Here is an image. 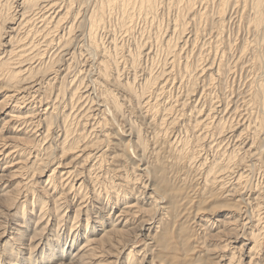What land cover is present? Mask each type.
<instances>
[{"label":"rangeland","instance_id":"rangeland-1","mask_svg":"<svg viewBox=\"0 0 264 264\" xmlns=\"http://www.w3.org/2000/svg\"><path fill=\"white\" fill-rule=\"evenodd\" d=\"M20 1L0 0V52ZM85 1L42 11L31 28L40 39L21 52L33 58L23 85L0 76V264H264V105L254 92L264 29L252 26L254 0H155L141 15L112 3L94 31L89 10L101 0Z\"/></svg>","mask_w":264,"mask_h":264},{"label":"bare ground","instance_id":"bare-ground-1","mask_svg":"<svg viewBox=\"0 0 264 264\" xmlns=\"http://www.w3.org/2000/svg\"><path fill=\"white\" fill-rule=\"evenodd\" d=\"M62 1V0H61ZM65 1V0H64ZM83 1H85V0H83ZM100 1V0H99ZM263 0H254V7H255V9H254V11H253V13H254V17H252L253 18V25L252 26H254V28H256L257 30H262V29H264V9H263V11L262 12H259V7H260V3L262 2ZM44 2H46V3H44ZM68 2V1H67ZM70 2H71V0H70ZM69 2V3H70ZM86 2V1H85ZM101 3V5H98L99 7L98 8H96V9H93V8H91L90 6V8L91 9H93V11L90 9H88L89 11H91V13H89L90 15H91V20L89 19V17H87V19L88 20H90V28L89 29H91L92 31H94V30H97L98 28H100V27H102V25L103 24H105V22H104V20L102 19V16L101 15H103L102 13H103V10L105 9V12H107L106 11V8H108V9H110L111 7H112V5L113 4H115V5H117V4H119V5H121L122 6V8L126 11V8H131L130 10H132L133 8H134V6H139V11L140 10H145L147 7H151V8H153L154 7V2H155V0H101L100 1ZM57 3H58V0H21L20 2H19V10H18V12H19V14H18V16L16 17V19H15V17H14V21H12V22H10V24H11V26H9L8 27V29L10 30V32L11 33H13V35H15V36H11V35H9L8 36V38H7V40L6 41H4V42H7V45H8V47H9V49H1L2 50V52H0V76H2V73H6V77H8V83L10 84V85H12V87H13V85H18V82H21V81H23V78H25V77H21V78H18L17 76L19 75V73L20 72H24V71H26V70H32L29 66L30 65H28L29 63L26 61V60H33V58L31 59L30 57H26V56H23V57H26L27 59H25V58H23L22 57V51L25 49V51H26V48H28V46H31V45H33V44H31L32 43V41H30V38H33L34 37V35H36V34H38V32H35V31H33L31 28L33 27V25L35 26V24L34 23H39L40 21H43L44 20V17H45V19H46V16L44 15V13H46V11L49 9V8H55V6H58L57 5ZM62 3V2H61ZM113 3V4H112ZM137 3H139L138 5H136ZM252 3V2H251ZM93 4V3H92ZM111 4V5H110ZM61 5V4H60ZM71 5V4H70ZM18 6V5H17ZM82 6V5H81ZM85 6H87V5H85ZM96 6H97V4H96ZM110 6V7H109ZM251 6V5H250ZM79 7V6H78ZM242 7V6H241ZM80 8V7H79ZM78 8V9H79ZM85 8V7H84ZM249 8H252V7H249ZM67 9H69V7L67 8ZM87 9V8H86ZM107 9V10H108ZM113 9V8H112ZM51 10V9H50ZM49 10V11H50ZM56 10V9H55ZM55 10H54V13H55ZM60 10V9H59ZM143 10H142V12H143ZM44 13H43V12ZM64 11V10H63ZM81 11V10H80ZM88 11V12H89ZM110 11V10H109ZM109 11H108V13L106 14L105 12V16L103 15V17H105V19H106V17H107V15H109ZM112 11V10H111ZM145 11H147V10H145ZM43 14H42V13ZM53 12V11H52ZM64 12H66L67 13V10L66 11H64ZM74 12V11H73ZM57 13V12H56ZM125 13V12H124ZM144 13V12H143ZM50 14V13H49ZM63 14V13H62ZM78 14V13H77ZM144 14H147V13H144ZM47 15V14H46ZM54 15V14H53ZM57 15V14H56ZM65 15H69V13L68 14H65ZM90 15H88V16H90ZM139 15H141V11L139 12ZM232 15V14H231ZM16 16V15H15ZM52 16V15H51ZM51 16H49L50 17V19H52V17ZM245 16H248V15H245ZM56 17V16H55ZM58 17V16H57ZM63 17V16H62ZM62 17H60V18H62ZM139 17V16H138ZM200 17V16H199ZM205 17V16H204ZM48 18V17H47ZM83 18V17H82ZM168 18V17H167ZM176 18V17H175ZM49 19V18H48ZM63 19V18H62ZM74 19H75V17H74ZM162 19V18H161ZM196 19V18H195ZM201 19V18H200ZM57 20H58V18H57ZM60 20V19H59ZM103 20V21H102ZM174 20V19H173ZM197 20V19H196ZM202 20V19H201ZM206 20V19H205ZM244 20V19H243ZM75 21V20H74ZM160 21V20H159ZM162 21V20H161ZM226 21V20H225ZM246 21V20H245ZM248 21V20H247ZM54 22H56V23H58L59 24V22L58 21H56V19L54 20ZM61 22V21H60ZM83 22V21H82ZM81 22V23H82ZM104 22V23H103ZM146 22V21H145ZM172 22V21H171ZM199 22H200V20H199ZM202 22V21H201ZM204 22H206V21H204ZM43 23V22H42ZM47 22H45L44 24H46ZM56 23L55 24H53V25H55L56 26ZM87 23V22H86ZM155 23V22H154ZM207 23V22H206ZM212 23V22H211ZM210 23V24H211ZM232 23V22H231ZM44 24H42V26H44ZM73 24V23H72ZM89 24V22L87 23V25ZM107 24V23H106ZM173 24V23H172ZM188 24V23H187ZM39 25V24H38ZM37 25V26H38ZM48 24H46V26H47ZM62 25V24H61ZM174 25H175V23H174ZM201 25V24H200ZM221 25V24H220ZM223 25V24H222ZM42 26H41V28H42ZM46 26H44V27H46ZM52 26V25H51ZM68 26V25H67ZM89 26V25H88ZM88 26H87V28H88ZM157 26V25H156ZM159 26H160V24H159ZM203 26V25H202ZM209 26V25H208ZM36 27V26H35ZM57 27V26H56ZM72 27V26H71ZM104 27V26H103ZM176 27V26H175ZM201 27V26H200ZM205 27V26H204ZM231 27V26H230ZM233 27V26H232ZM245 27H246V25H245ZM52 28H53V26H52ZM86 28V30H88ZM133 28V27H132ZM174 28V27H173ZM187 28V27H186ZM194 28V27H193ZM253 28V29H254ZM7 29V30H8ZM43 29V28H42ZM54 29H56L55 27H54ZM59 29H60V27H59ZM72 29V28H71ZM70 29V30H71ZM74 29V28H73ZM73 29H72V31H73ZM76 29L78 30V28L76 27ZM106 29V28H105ZM158 29V28H157ZM167 29V28H166ZM175 29V28H174ZM179 29V28H178ZM8 30V31H9ZM36 30V29H35ZM47 30H48V28H47ZM49 30H50V33H51V28L49 27ZM62 30V29H61ZM67 30V29H66ZM65 30V31H66ZM91 30H89V31H91ZM134 30V29H133ZM185 30V29H184ZM243 30V29H242ZM38 31V30H37ZM42 31V30H41ZM46 31V30H45ZM58 31V30H57ZM69 31V30H68ZM91 31V32H92ZM100 31V30H99ZM179 30H177V32H178ZM192 31V30H191ZM256 31V30H255ZM40 32V31H39ZM47 32V31H46ZM104 32V31H103ZM136 32V31H135ZM165 32V31H164ZM173 32V31H172ZM180 32V31H179ZM182 33H183V28H182V31H181ZM236 32V31H235ZM259 32V31H258ZM261 32V31H260ZM35 33V34H34ZM42 33V32H41ZM43 33H45V32H43ZM50 33H46V35H48V34H50ZM55 33V32H54ZM68 33V32H67ZM70 33V32H69ZM181 33V34H182ZM250 33V32H249ZM3 34V33H2ZM21 34V35H20ZM52 34H53V31H52ZM62 34H64V33H62ZM87 34V31H86V33H85V35ZM90 35H92L93 34V32L92 33H89ZM159 34V33H158ZM190 34H192V33H190ZM254 34V33H253ZM256 34V33H255ZM16 35H20V37H18V38H16ZM39 35V34H38ZM59 35H61V31H60V34ZM88 35V34H87ZM163 35V34H162ZM242 35V34H241ZM264 35V34H263ZM262 34H261V36H263ZM33 36V37H32ZM37 36V35H36ZM40 36H41V34H40ZM43 36V35H42ZM44 36H45V34H44ZM50 36H52V35H50ZM89 36V35H88ZM87 36V37H88ZM95 36V35H94ZM171 36V35H170ZM258 36H260V35H258ZM22 37V38H21ZM38 37V36H37ZM46 37V36H45ZM56 37V36H55ZM61 37H62V35H61ZM65 37V36H64ZM90 37V36H89ZM89 37L87 38L88 40H89ZM151 37V36H150ZM161 37V36H160ZM178 37V36H177ZM257 37V36H256ZM39 38V37H38ZM44 38V37H43ZM6 39V38H5ZM35 39H36V37H35ZM40 39V38H39ZM44 39H46V38H44ZM43 39V40H44ZM56 39V38H55ZM65 39V38H64ZM64 39H63V41H64ZM68 38L66 37V40H67ZM91 39V38H90ZM141 39H142V37H141ZM150 39V38H149ZM158 39H160V38H158ZM209 39V38H208ZM231 39V38H230ZM261 39V38H260ZM21 40H24V42H22ZM38 40V39H37ZM52 40V39H51ZM59 39H56V40H54V41H58ZM61 41H62V39H60ZM65 40V41H66ZM148 40V39H147ZM178 40V39H177ZM45 41V40H44ZM50 41V40H49ZM48 41V42H49ZM53 41V42H54ZM69 41H70V38H69ZM73 41V40H72ZM110 41V40H109ZM150 41V40H149ZM230 41V40H229ZM235 41V40H234ZM4 42H3V44H4ZM20 42H22V44L20 43ZM67 42H68V40H67ZM148 42V41H147ZM154 42V41H153ZM263 42V41H262ZM25 44H28L27 46H26V48L24 47V49H23V46L25 45ZM29 44H31V45H29ZM58 44H59V42H58ZM61 44H62V42H61ZM60 44V45H61ZM68 44H69V42H68ZM109 44H110V42H109ZM114 44H115V42H114ZM1 45V44H0ZM40 45H42V44H40ZM39 45V47H41ZM47 45V44H46ZM57 44H55V46H56ZM62 45H65V42H64V44H62ZM194 45V44H193ZM244 45V44H243ZM261 45V44H260ZM4 46V45H3ZM36 46V45H35ZM44 46V48H45V44L43 45ZM50 46H51V42H50ZM54 46V47H55ZM185 46V45H184ZM47 47H48V45H47ZM57 47V46H56ZM60 47V46H59ZM62 47H64V46H61L60 48L62 49ZM43 48V47H42ZM195 48V47H194ZM229 48V47H228ZM261 48H264V47H262L261 46ZM260 48V49H261ZM36 49V48H35ZM116 49V48H115ZM258 49H259V47H258ZM259 49V50H260ZM29 50H31V48L29 49ZM33 50H34V48H33ZM39 50V49H38ZM40 50H41V48H40ZM44 49H42V51H43ZM183 50V49H182ZM258 50V53L259 54H261L262 55V57L260 58L261 59V63H260V69H262L263 71H264V49H262L261 51H259ZM37 50H35V52H36ZM46 51V50H45ZM74 51V50H73ZM191 51V50H190ZM27 52H29L28 50H27ZM24 53V55L26 54H28V53ZM31 52V51H30ZM29 52V53H30ZM34 52V51H33ZM262 52V53H261ZM5 53V54H4ZM42 53V52H41ZM40 52L38 53V54H41ZM105 53V52H104ZM200 53V52H199ZM237 53H239V52H237ZM245 53V52H244ZM3 54V55H2ZM33 55H34V53H32ZM56 54V53H55ZM80 54V53H79ZM78 54V55H79ZM129 54V53H128ZM127 54V55H128ZM191 54V53H190ZM219 54V53H218ZM2 55V56H1ZM29 55V54H28ZM32 55V57H34ZM42 55H44V51H43V53H42ZM59 55V54H58ZM220 55V54H219ZM232 55V54H231ZM30 56H31V54H30ZM260 56V55H259ZM3 57V58H2ZM215 57V56H214ZM232 57V56H231ZM30 58V59H29ZM60 58V57H59ZM86 58V57H85ZM128 58H129V56H128ZM237 58V57H236ZM235 58V59H236ZM4 59V60H3ZM35 59V58H34ZM122 59V58H121ZM172 59V58H171ZM184 59H186V58H184ZM84 60V59H83ZM129 60V59H128ZM59 61V60H58ZM127 61V60H126ZM35 62H37V60L35 61ZM49 62V61H48ZM199 62V61H198ZM213 62V61H212ZM228 62V61H227ZM22 63H26V64H23L22 65ZM28 63V64H27ZM40 63V62H39ZM52 63V62H51ZM58 63V62H57ZM100 63V65H99V67H100V73H102V74H104L102 71H104V68H103V66L101 67V63H103L102 61H100L99 62ZM128 64V63H127ZM228 64V63H227ZM26 65H28V66H26ZM56 65V64H55ZM71 65V64H70ZM212 65V64H211ZM26 66V67H25ZM69 66V65H68ZM25 67V68H24ZM32 67V66H31ZM173 67V66H172ZM30 68V69H29ZM67 68V67H66ZM89 68V67H88ZM134 68V67H133ZM141 68V67H140ZM259 68V67H258ZM48 70V69H47ZM46 70V71H47ZM169 70V69H168ZM61 71V70H60ZM130 71V70H129ZM136 71V70H135ZM142 71V70H141ZM170 71V70H169ZM35 72V71H34ZM38 72V71H37ZM167 72V71H166ZM165 72V73H166ZM239 72V71H238ZM25 73V72H24ZM27 73V72H26ZM77 73V72H76ZM134 73V72H133ZM245 73V72H244ZM256 73V72H255ZM22 74V73H21ZM28 74H30V73H28ZM35 73H33V75H34ZM40 74V73H39ZM5 75V74H4ZM23 75V74H22ZM26 75V74H25ZM96 75V74H95ZM100 75V74H99ZM164 75V74H163ZM211 75V74H210ZM251 75V74H250ZM24 76V75H23ZM162 76V75H161ZM212 76V75H211ZM210 76V77H211ZM255 76V75H254ZM259 76V75H258ZM263 76V75H262ZM20 77V76H19ZM32 77V76H31ZM34 77V76H33ZM86 77V76H85ZM243 77H245V76H243ZM1 78V77H0ZM18 78V79H17ZM30 78V77H29ZM133 78V77H132ZM157 78V77H156ZM158 78H160V77H158ZM83 79H85V78H83ZM168 79V78H167ZM212 79V78H211ZM245 79V78H244ZM21 80V81H20ZM36 80V79H35ZM40 80V79H39ZM171 80V79H170ZM239 80V79H238ZM259 80H261V81H259L257 84H254V85H256V87H255V94L258 96V97H260L262 100H261V102H262V105H264V77L262 78V79H259ZM27 81V80H26ZM245 81V80H244ZM250 81V80H249ZM258 80H256V82H257ZM29 83H26L27 85H26V87L27 86H29V90L30 91H33L34 92V89H35V87H36V85L37 84H39L37 81L35 82L34 81V79H29V81H28ZM35 82V83H34ZM68 82V81H67ZM188 82V81H187ZM255 82V83H256ZM22 83V82H21ZM45 83V82H44ZM134 83H136V82H134ZM21 85V84H20ZM22 85H23V83H22ZM252 85V84H251ZM87 86V85H86ZM8 87V86H7ZM14 87H16V86H14ZM18 87L19 86H17L16 88H17V90H19L18 89ZM23 87L24 86H22V88L21 89H23ZM25 87V88H26ZM40 87V86H39ZM15 88V89H16ZM34 88V89H33ZM178 88V87H177ZM188 88V87H187ZM62 89V88H61ZM160 89V88H159ZM238 90V89H237ZM76 91V90H75ZM175 91V90H174ZM193 91V90H192ZM17 93H18V91H16ZM89 92H91V91H89ZM186 92V91H185ZM232 92V91H231ZM230 92V93H231ZM171 93V92H170ZM237 93V92H236ZM253 93V92H252ZM15 94V93H14ZM129 95H130V93H128ZM144 94V93H143ZM142 94V95H143ZM190 94V93H189ZM251 94V93H250ZM11 95V94H10ZM9 95V96H10ZM123 95V94H122ZM126 95H127V93H126ZM141 95V96H142ZM192 95V94H191ZM232 95V94H231ZM8 96V95H7ZM9 96H8V98H9ZM30 96V95H29ZM34 95H31V99H32V97H33ZM57 96H58V94H57ZM131 96V95H130ZM189 96V95H188ZM213 96V95H212ZM216 96V95H215ZM244 96V95H243ZM246 96V95H245ZM6 97V96H5ZM20 97V96H19ZM27 97V96H26ZM59 97V96H58ZM88 97V96H87ZM132 97V96H131ZM251 97H252V94H251ZM23 98L24 97H20V99H22V101L24 102V104H25V102H27V100L25 101V100H23ZM28 98V97H27ZM92 98V97H91ZM127 98H130V97H127ZM211 98V97H210ZM214 98V97H213ZM237 98V97H236ZM15 99V98H14ZM37 99V98H36ZM93 99V98H92ZM117 99H118V97H117ZM117 99L115 98V101H117ZM142 99V98H141ZM141 99L140 98H138L137 99V101H136V103H135V106L138 108V109H142V105H140V102H142L141 101ZM147 99V98H146ZM149 99V98H148ZM129 100V99H128ZM21 101V100H20ZM38 101V100H37ZM59 101V100H58ZM147 101V100H146ZM156 101V100H155ZM212 101V100H211ZM19 102V101H18ZM31 102V100H29V103ZM144 102V101H143ZM217 102V101H216ZM229 102V101H228ZM237 102V101H236ZM243 102V101H242ZM28 103V102H27ZM37 103H39V102H37ZM174 104V103H173ZM206 104V103H205ZM33 105V104H32ZM49 105V104H48ZM52 105V104H51ZM91 105V104H90ZM154 106H155V102H154V104H153ZM228 105V104H227ZM12 106V105H11ZM118 106H121V105H118ZM201 106V105H200ZM226 106V105H225ZM247 106V105H246ZM5 107V106H4ZM15 108H16V106H14ZM18 108L20 107L19 105L17 106ZM22 107V106H21ZM171 107V106H170ZM233 107V106H232ZM34 108V107H33ZM74 108V107H73ZM156 108V107H155ZM203 108V107H202ZM226 108V107H225ZM31 109V108H30ZM150 109V108H149ZM165 109V108H164ZM170 109V108H169ZM233 109V108H232ZM239 109V108H238ZM256 109V108H255ZM72 110V109H71ZM178 110V109H177ZM187 110V109H186ZM195 110V109H194ZM33 111V110H32ZM48 111V110H47ZM52 111V110H51ZM50 111V112H51ZM53 112V111H52ZM51 112V113H52ZM147 112V111H146ZM145 112V113H146ZM166 112V111H165ZM200 112V111H199ZM214 112V111H213ZM245 112V111H244ZM35 113V112H34ZM45 113V112H44ZM54 113V112H53ZM56 113V112H55ZM149 113V112H148ZM180 113V112H179ZM247 113V112H246ZM13 114V113H12ZM188 114V113H187ZM190 114V113H189ZM208 114V113H207ZM242 114V113H241ZM248 114V113H247ZM24 115H27V114H24ZM36 115H38L37 114V112H36ZM49 115V114H48ZM69 115V114H68ZM165 115V114H164ZM186 115V114H185ZM199 115V114H198ZM215 115V114H214ZM214 115H212V116H214ZM49 116H52L51 114L49 115ZM58 116V115H57ZM88 116V115H87ZM240 116V115H239ZM11 117V116H10ZM17 117V116H16ZM16 117H15V119H16ZM20 117H21V115H20ZM19 117V118H20ZM32 117H33V115H32ZM31 117V118H32ZM39 117V116H38ZM163 117V116H162ZM25 118V117H24ZM28 118V117H27ZM35 118V117H34ZM152 118V117H151ZM164 118V117H163ZM162 118V119H163ZM201 119V118H200ZM246 119V118H245ZM24 120V119H23ZM35 120V119H34ZM251 120V119H250ZM164 121H165V119H164ZM177 121H178V119H177ZM213 121V120H212ZM249 121V120H248ZM40 122V121H39ZM99 122V121H98ZM203 123V122H202ZM53 124V123H52ZM159 124H160V122H159ZM163 124V123H162ZM193 124V123H192ZM247 124V123H246ZM35 125V124H34ZM51 125V124H50ZM99 125V124H98ZM166 125V124H165ZM195 125V124H194ZM192 126V125H191ZM204 126V125H203ZM35 127V126H34ZM188 127V126H187ZM186 127V128H187ZM130 128H132V127H130ZM147 128V127H146ZM203 128V127H202ZM42 129V128H41ZM132 129H134V128H132ZM58 130H60V129H58ZM129 130H131V129H129ZM193 130V129H192ZM134 131V130H133ZM45 132V131H44ZM45 133H47V131L45 132ZM157 133V132H156ZM175 134V133H174ZM38 135V134H37ZM154 135V134H153ZM185 135V134H184ZM106 136V135H105ZM1 137V136H0ZM45 137V136H44ZM53 137V136H52ZM102 137V136H101ZM155 138V137H154ZM227 138V137H226ZM7 139V138H6ZM175 139V138H174ZM202 139V138H201ZM1 140V139H0ZM99 140V139H98ZM138 141H139V139H137ZM9 141H11V140H9ZM102 141V140H101ZM230 141V140H229ZM4 142V141H3ZM14 142V141H13ZM238 142V141H237ZM253 142V141H252ZM221 143V142H220ZM51 145V144H50ZM49 145V146H50ZM11 146V145H10ZM2 147H4V146H2ZM2 147H0V148H2ZM8 147V146H7ZM5 148V147H4ZM3 148V149H4ZM53 149V148H52ZM240 149V148H239ZM255 149V148H254ZM245 150H247V149H245ZM257 150V149H256ZM1 151V150H0ZM250 151V150H249ZM2 152V151H1ZM0 152V153H1ZM8 153V152H7ZM6 153V154H7ZM11 153V152H10ZM10 153H9V155H10ZM5 154V155H6ZM85 155H87V154H85ZM145 154H144V152L143 151H141L140 152V154H139V156L141 157V158H143V156H144ZM253 155H256V154H253ZM88 156V155H87ZM88 158V157H87ZM27 159V158H26ZM29 159V158H28ZM147 159V158H146ZM249 159V158H248ZM227 160V159H226ZM245 160V159H244ZM86 161V160H85ZM232 161V160H231ZM248 161H250V160H248ZM260 161H261V159H260ZM28 162H30V161H28ZM43 162V161H42ZM70 162V161H69ZM244 162V161H243ZM10 163V162H9ZM73 163V162H72ZM87 163V162H86ZM203 163V162H202ZM226 162L224 161V164H225ZM237 163V162H236ZM253 163V162H252ZM5 164V163H4ZM68 164H70V163H68ZM95 164V163H94ZM216 164V163H215ZM88 165V164H87ZM227 165V167H228V165L230 166L231 164H225V166ZM45 166V165H44ZM77 166V165H76ZM100 166V165H99ZM225 166H224V168H225ZM6 167V166H5ZM8 167V166H7ZM43 167V166H42ZM56 167V166H55ZM69 167V166H68ZM6 169V168H5ZM22 169V168H21ZM234 169V168H233ZM40 170H42V169H40ZM75 170V169H74ZM134 170V169H133ZM213 169L212 168H210L208 171L210 172V171H212ZM221 170V169H220ZM219 170V171H220ZM226 170V169H225ZM229 170V169H228ZM227 170V171H228ZM222 171H223V169H222ZM222 171H220V172H222ZM229 171H231V168H230V170ZM236 171V170H235ZM60 172V171H59ZM64 172V171H63ZM215 172V171H214ZM217 173H218V171H216ZM225 172V171H224ZM8 173V172H7ZM70 173V172H69ZM26 174V173H25ZM60 174L61 173H59V176H60ZM227 174V173H226ZM225 174V175H226ZM51 174L49 173V175H48V177L50 176ZM62 175V174H61ZM80 175V174H79ZM216 175V174H215ZM218 175V174H217ZM224 175V176H225ZM10 176V175H9ZM219 176V175H218ZM223 176V177H224ZM227 176V175H226ZM251 176V175H250ZM19 177V176H18ZM63 177V176H62ZM82 177V176H81ZM205 177H207V176H205ZM211 177V176H210ZM214 177V176H213ZM228 177V176H227ZM239 177V176H238ZM262 177V176H261ZM5 178V177H4ZM10 178V177H9ZM136 178V177H135ZM208 179H209V177H207ZM219 178V177H218ZM1 179H2V177H1ZM221 179V178H220ZM238 179H240V178H238ZM3 180V179H2ZM27 180V179H26ZM223 180V179H222ZM232 180V179H231ZM249 180V179H248ZM47 181V180H46ZM68 181V180H67ZM237 181H239V180H237ZM11 182V181H10ZM206 182H208V181H206ZM240 182V181H239ZM239 182H237V183H239ZM257 182V181H256ZM260 182V181H259ZM25 183V182H24ZM27 183V182H26ZM61 183V182H60ZM63 183V182H62ZM17 184H18V182H17ZM23 184V183H22ZM222 184V183H221ZM225 184V183H224ZM223 184V185H224ZM24 185V184H23ZM29 185V181H28V183H27V185L26 186H28ZM114 185V184H113ZM235 185V184H234ZM238 185V184H237ZM262 185V184H261ZM240 186V185H239ZM12 187H14V186H12ZM238 187V186H237ZM233 188L235 189V186H233ZM239 188V187H238ZM18 189V188H17ZM19 190V189H18ZM26 190V189H25ZM230 190V189H229ZM228 191V190H227ZM245 191V190H244ZM230 192V191H229ZM233 192V191H232ZM258 192V191H257ZM9 193V192H8ZM7 193V194H8ZM243 193V192H242ZM49 194V193H48ZM231 194V193H230ZM1 195V194H0ZM6 195V194H5ZM149 195V194H148ZM5 197V196H4ZM148 197V196H147ZM263 197V196H262ZM3 198V197H2ZM8 198V197H7ZM152 198V197H151ZM243 199V198H242ZM234 200V199H233ZM137 201V200H136ZM252 201V200H251ZM261 201H263V200H261ZM58 202V201H57ZM19 203H20V201H19ZM143 203V202H142ZM59 205V204H58ZM249 205V204H248ZM252 205V204H251ZM264 205V204H263ZM261 206V205H260ZM16 208V207H15ZM256 208V207H255ZM258 210V209H257ZM119 211V210H118ZM125 212V211H124ZM40 213V212H39ZM260 213V212H259ZM127 214V213H126ZM249 214V213H248ZM254 214V213H253ZM234 215V214H233ZM238 215V214H237ZM250 215V214H249ZM22 216H24V211H22ZM37 216V215H36ZM43 216V213H41V218H43L42 217ZM53 217V216H52ZM228 217V216H227ZM58 218H59V216H58ZM162 218V217H161ZM237 218V217H236ZM37 219H38V217H37ZM57 219V218H56ZM61 219V218H60ZM170 219V218H169ZM43 220V219H42ZM74 220V219H73ZM115 219H112V221H114ZM41 222V221H40ZM39 223V222H38ZM57 223V222H56ZM60 223V222H59ZM62 223H63V221H62ZM112 223H114L115 224V222H112ZM36 224V223H35ZM117 224V223H116ZM230 223H228V225H229ZM240 224V223H239ZM38 225V224H37ZM47 225V224H46ZM57 225V224H56ZM110 226H111V224H110ZM1 227V226H0ZM46 226H44V228H45ZM71 227V226H70ZM254 227V226H253ZM262 227V226H261ZM40 228V230H41V227H39ZM108 229V228H107ZM242 229V228H241ZM42 230H43V225H42ZM110 230V229H109ZM115 230V229H114ZM251 230V229H250ZM72 231V230H71ZM118 231V230H117ZM122 231V233H123V230H121ZM33 232V231H32ZM113 232V231H112ZM110 233V232H109ZM261 233V232H260ZM35 234V233H34ZM114 234V233H113ZM148 234V233H147ZM19 235V234H18ZM58 235V234H57ZM263 236V235H262ZM132 237V236H131ZM147 237V236H146ZM83 238V237H82ZM133 238V237H132ZM92 240V239H91ZM119 240V239H118ZM132 240V239H131ZM93 241V240H92ZM123 242V241H122ZM259 242V241H258ZM87 243H88V240L86 239V241H85V243L84 244H82L83 245V247H85V246H87ZM92 243V242H91ZM120 243V242H119ZM93 244V243H92ZM95 244V243H94ZM123 244V243H122ZM69 245H70V243H69ZM29 247H30V250H29V253H27L28 254V257H32L33 255H32V252L34 251L33 250V247H35V245H29ZM19 248V247H18ZM59 248V247H58ZM61 248V247H60ZM71 248V247H70ZM81 248V247H80ZM25 249V248H24ZM62 249H63V247H62ZM27 250V249H26ZM56 250V249H55ZM42 252L40 253V257H38V256H36V258L38 257V258H42V257H46V255H49L50 253L49 252H53L54 251V248L52 247L50 250H48V251H45V249H42L41 250ZM70 251V250H69ZM78 251H80V249L78 250ZM45 253H47L46 255H45ZM74 253H75V251H74ZM129 253V252H128ZM135 253V252H134ZM233 253V252H232ZM77 255H79L78 253H77ZM232 255V254H231ZM70 256H72L73 257V255H70ZM26 257V256H25ZM48 257V256H47ZM71 257V258H72ZM80 258H81V256H79ZM78 257V258H79ZM233 257V256H232ZM48 258H50V257H48ZM70 258V259H71ZM78 258H77V260H78ZM235 258V257H234ZM227 259V258H226ZM38 261V260H37ZM36 261V262H37ZM47 261V260H46ZM252 261V260H251ZM115 262V261H114ZM129 262V261H128ZM59 263V262H58ZM15 264V263H14ZM240 264V263H239Z\"/></svg>","mask_w":264,"mask_h":264}]
</instances>
